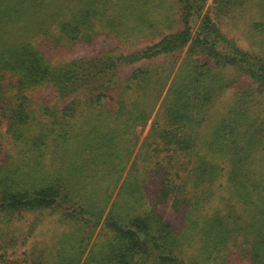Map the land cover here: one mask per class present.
Wrapping results in <instances>:
<instances>
[{"label":"rangeland","instance_id":"rangeland-1","mask_svg":"<svg viewBox=\"0 0 264 264\" xmlns=\"http://www.w3.org/2000/svg\"><path fill=\"white\" fill-rule=\"evenodd\" d=\"M56 2L63 4L68 28L62 30L50 18L48 25L36 27L29 42L51 66L112 59L115 75L111 84L104 79L98 90L93 88L99 83H90L68 95L51 84L32 86L19 93L25 97V123L10 127L0 117V173L14 174L13 191L50 187L61 200L55 210L14 213L7 224H1L0 214V264H113V246L122 244L109 212L113 203L114 210H123L131 186L137 191L133 200L141 199L133 202L139 206L136 215L155 213L170 233L182 234L177 256L195 264H256L250 245L252 240L258 244L262 233L248 232L246 225L264 219L252 207L258 200L252 192L264 190V86L236 66L218 64L203 53V33L197 29L202 21L212 25L223 37L218 51L241 49L264 63V0L194 3L196 23L187 41L175 44L173 37L184 30L189 6L179 0ZM75 25L78 32L73 35L69 27ZM142 51L147 57H139ZM196 62L206 65L204 76L194 71ZM3 76L5 97L13 101L17 75ZM195 77L201 85H192ZM184 90L195 103L188 110L177 106ZM205 94L212 98L204 107ZM170 107L180 111L178 116L191 114L189 129L179 124L183 117L170 118ZM244 110L251 111L258 129L242 127ZM175 139L194 145L180 150L167 141ZM200 156L214 164L216 183L196 184L195 169L209 163H201ZM232 177L244 180L240 195L234 191L242 182L234 185ZM163 187L169 196L159 199ZM217 213L232 217L234 232L218 254L220 262H210L201 257L202 231ZM237 223L245 231L238 232ZM187 235L190 241L184 239Z\"/></svg>","mask_w":264,"mask_h":264},{"label":"trees","instance_id":"trees-1","mask_svg":"<svg viewBox=\"0 0 264 264\" xmlns=\"http://www.w3.org/2000/svg\"><path fill=\"white\" fill-rule=\"evenodd\" d=\"M56 1L57 0H0V79L4 77L3 75L6 72L11 76L17 75L15 87H17L18 93L13 101L11 98L5 97L3 84L0 80V117H6L10 127L22 125L27 119L24 110L25 97L19 95L22 90L31 88L32 86H43V83H47L54 86L59 94L68 95L76 93L83 87H88L90 83H99L93 88L94 91L98 90L100 88L99 86L103 85L104 79H107L109 84H111L114 79L116 63L112 59H107L108 61L103 60L101 62L95 60L88 62L74 60L58 66H51L43 59L41 53L29 42L38 31L36 27L38 26V29H40L41 25H48V19L50 18L52 19L54 17L52 23H55V26L60 27L62 30L68 28L67 24L62 20L64 15L63 4L57 3ZM179 2L188 4L189 6L186 7V16L184 17L185 28L181 34L173 37L174 44L187 41L189 31L195 25L198 17L196 12L192 11V7L195 6L194 3L199 4L201 0H179ZM51 11L53 13L50 15L49 13ZM206 25L207 24H203L202 21L201 26L197 29L198 34L201 32L203 33L201 38L202 45H200L201 51L203 53L207 51L206 53L208 56H212L214 60H218L216 61L218 64L236 66L244 74H248L254 81L264 86V63L256 56L241 49L234 48L231 53L218 51L216 45L223 37L212 25ZM69 28H71L73 35L74 33L76 35L78 26L75 25ZM74 37L75 36H73V38ZM146 52L147 51H142L139 57H147ZM205 66V64L201 65L196 62L194 64V71H197L199 76H204ZM108 72H110L109 75ZM192 79V85L195 83L202 84L201 82H197L196 77ZM190 84L191 83L187 84V86H190ZM170 89L172 88L170 87ZM89 91L90 90H88V92ZM180 94L181 100L179 105H177L179 108L183 107L188 110V107H193L195 105L191 100L192 96L188 94L186 90L180 91ZM99 96L100 93L96 95V98ZM211 98V94H205L203 96V101L206 103L204 107L209 103ZM169 111L172 120L177 121V118L183 117L178 116L180 111H177L174 107H170ZM242 112V127H248L249 132L253 128L258 129V124L255 123V125L253 123L256 122V120L250 117L253 115L251 111L249 113L246 112V110ZM192 118L191 114L189 115L187 113L184 114V117L181 119L182 122L179 120V124H181L183 130L189 129ZM248 118L249 123L248 126H246L245 121ZM177 129H179V127H177ZM170 133L171 132L168 131L167 134ZM253 133L254 136L252 135V137L255 138V142L257 141L258 143L260 139L257 137V131L253 130ZM173 135L174 134L171 136ZM37 140L38 138L36 137L33 140L32 146L36 145ZM167 141L171 142L174 147L180 148V150L186 147L191 148V146L194 145L191 140L190 142L188 140L179 142V140L176 139ZM214 143L215 141H212L206 145L207 147H211ZM202 157L200 156L197 159H201ZM202 159L204 161H201V163L207 164V162H209L204 158ZM196 170L199 171L197 176L195 174L196 184L205 182L211 185L217 182L214 164L212 162H209L208 168L205 169L202 168L201 164L200 167L195 169L194 173ZM15 178L13 173H0V214L4 217L1 224H7L14 213L21 212L22 210L41 211L44 208H52L51 210H55L54 208L61 201L59 200V193L55 188L47 187L45 189H34L31 192L24 191L20 193L13 191L12 184ZM230 182L234 185L242 182L240 188H238V192L236 190L234 191L235 195H240V192L244 189L242 188L244 180H238L237 177L235 179L232 177ZM130 189L131 192L128 194V201L125 200L124 203H122L123 210H114L113 203L112 211L111 213L109 212V218L111 217L113 220L111 224L114 231L118 234L117 239L119 242L121 241L122 244V247H118V245L113 246L114 249H117L115 255L109 257L113 264H195L192 261L177 256L180 250L179 238H181L182 234L170 233L172 231L169 230V225L164 224L160 220V216L155 213L136 215L135 209L139 207L138 203L141 199L140 201L133 200L137 191L133 186H131ZM252 193L256 196V199H258L256 203H253L252 207L254 211L255 209L257 210L258 217L262 216L264 215V211L261 210V207L264 208V190H259L257 194L254 192ZM168 196L169 192L167 187H163L158 191L159 199L167 198ZM134 201L138 203L134 204ZM253 215L255 214H251V216ZM251 218H254V216ZM259 219L260 218H258V220ZM208 223L207 229L202 231L205 244L203 243L201 246V257L205 261L218 262L221 260V258H218V254L227 246L228 236L232 235L234 232L235 222L230 215H221L217 213L211 216ZM235 227H237L238 232L241 230L245 231V227L239 228L238 223ZM246 229L249 230L248 232L251 231L254 233L255 230L261 231L262 233V239H259L258 244L256 240H252V245H250L253 250V263L260 264L264 254V219L262 223L249 221L246 225ZM152 231H154L155 234H152ZM248 232H246L247 235H245L247 237H249ZM183 234H188V232L186 231ZM184 239L190 241V235H187ZM105 256L108 257L109 254ZM1 259L2 255L0 256V260ZM73 262H75V260H72L71 263ZM28 264H36V262L35 260H30ZM91 264H105V261L95 262V260H93Z\"/></svg>","mask_w":264,"mask_h":264}]
</instances>
